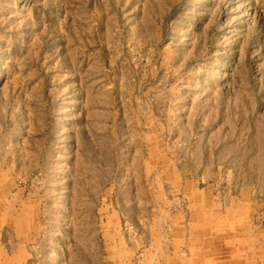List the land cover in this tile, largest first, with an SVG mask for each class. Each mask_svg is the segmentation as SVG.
Instances as JSON below:
<instances>
[{
	"label": "rangeland",
	"instance_id": "rangeland-1",
	"mask_svg": "<svg viewBox=\"0 0 264 264\" xmlns=\"http://www.w3.org/2000/svg\"><path fill=\"white\" fill-rule=\"evenodd\" d=\"M252 243L264 0H0V264H249Z\"/></svg>",
	"mask_w": 264,
	"mask_h": 264
},
{
	"label": "crops",
	"instance_id": "crops-1",
	"mask_svg": "<svg viewBox=\"0 0 264 264\" xmlns=\"http://www.w3.org/2000/svg\"><path fill=\"white\" fill-rule=\"evenodd\" d=\"M192 184L194 183V182H191ZM247 190H249V192H251V190H254V188L253 189H251V188H249V189H247ZM186 191H187V197L188 198H190L191 200L194 198V196L196 195V194H194L195 193V189H193L192 190V192H191V189L189 188H187L186 187ZM246 197V196H245ZM244 198H243V196H242V198H241V200H239L238 202H239V205L242 207V204L243 205H245V201H242ZM245 202V203H244ZM238 238H240L239 236H238ZM253 239L252 237H250V236H246V239ZM250 243H251V240L249 241ZM253 244V246L251 247V246H249V247H246V248H240V247H235V248H233V250L231 249V254L232 255H237L238 256V254H247V258H248V260H249V264H256V263H259V262H262L264 259L262 258V255H264V253L262 252V250H261V248H256L255 247V245H254V243H252ZM194 247V246H193ZM199 249V248H198ZM198 249H197V252L193 249V251H192V253H193V255H195V256H198V262H199V258H201L200 257V255H202V253H200L199 251H198ZM211 249H209V251H210ZM214 251H211V253H207L209 256H210V258H212L213 259V257H214V253H213ZM229 252H223L222 254H220V255H223L224 254V257L226 256V255H229ZM209 258V257H208ZM209 258V261H208V264H212L213 263V261H211V259ZM262 258V259H261ZM202 259V258H201ZM259 261V262H258ZM202 263L203 264H206L204 261H203V259H202Z\"/></svg>",
	"mask_w": 264,
	"mask_h": 264
}]
</instances>
